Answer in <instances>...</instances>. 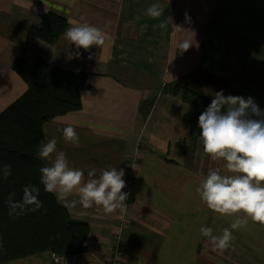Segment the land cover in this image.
Instances as JSON below:
<instances>
[{
    "label": "crops",
    "instance_id": "0c3cea01",
    "mask_svg": "<svg viewBox=\"0 0 264 264\" xmlns=\"http://www.w3.org/2000/svg\"><path fill=\"white\" fill-rule=\"evenodd\" d=\"M153 3L165 9L159 19L146 15ZM48 12L64 17L67 28L84 18L103 31L104 43L85 51L64 33L53 45L31 38L29 27ZM183 39L192 46L181 54L176 45ZM23 44L49 66L86 76L81 108L45 124L43 143L55 138L57 151L85 177L92 168L97 177L116 168L124 170L125 182L128 173L135 179L119 264H264V226L258 223L232 230L222 253L201 235L202 226L220 235L232 223V217L208 210L196 193L210 169L226 170L191 136L184 120L189 106L168 86L184 79L196 94L213 99L222 90L252 97L264 110V0H0V112L26 91L12 68ZM68 125L78 133L79 147L63 139ZM122 191L128 192L127 185ZM65 209L90 230L87 251L76 264H108L119 211L105 215L79 204ZM52 255L1 264H54Z\"/></svg>",
    "mask_w": 264,
    "mask_h": 264
},
{
    "label": "clouds",
    "instance_id": "9594fccd",
    "mask_svg": "<svg viewBox=\"0 0 264 264\" xmlns=\"http://www.w3.org/2000/svg\"><path fill=\"white\" fill-rule=\"evenodd\" d=\"M164 11L159 3H153L146 9V15L159 19ZM185 17L187 20V13ZM82 20L84 22L65 30L64 39L85 51L92 46H101L105 40L103 31L84 18ZM175 26L184 31L181 26ZM159 27L165 29L167 21H162ZM191 46L190 39H183L177 43L176 50L183 54ZM198 128L203 152L213 161H224L226 170V174H221L219 168L210 169L196 187L201 203L208 210L233 218L230 228L223 229L220 235H213L212 227L200 228L201 235L210 238L211 250L222 253L234 238L232 230L245 227L249 221L264 226V110L252 97L225 96L221 90L199 115ZM144 131L141 130V136ZM62 135L73 147H79V135L74 126L64 127ZM37 155L50 161L49 165L39 169L40 184L65 208H75L79 204L84 209L95 206L105 215L119 211L123 217L127 213L128 193L122 191L126 187L123 169H103L97 177L96 169L92 168L85 177L84 170L69 165L65 152L57 151L55 138L43 143ZM2 172L7 179L11 175V166L4 165ZM39 194L40 188L33 185L23 187L19 201L14 200L15 193H10L6 201L8 215L22 216L41 209L43 203ZM73 194L78 199H69Z\"/></svg>",
    "mask_w": 264,
    "mask_h": 264
},
{
    "label": "trees",
    "instance_id": "16d2710c",
    "mask_svg": "<svg viewBox=\"0 0 264 264\" xmlns=\"http://www.w3.org/2000/svg\"><path fill=\"white\" fill-rule=\"evenodd\" d=\"M66 28L64 17L48 12L38 24L29 27L28 34L53 45ZM32 49L23 44L12 66L26 91L0 112V264L44 252L83 254L90 231L86 223L71 218L54 194L44 191L39 171L43 164L37 155L44 139V125L81 108L80 92L86 85V76L51 67ZM168 86L188 104L184 120L191 136L200 138L198 117L212 99L194 93L184 79ZM6 164L11 166V175L4 179L2 169ZM27 185L40 188L38 198L43 207L22 216H9L8 195L15 193L14 200L19 201Z\"/></svg>",
    "mask_w": 264,
    "mask_h": 264
},
{
    "label": "built area",
    "instance_id": "2783aa9c",
    "mask_svg": "<svg viewBox=\"0 0 264 264\" xmlns=\"http://www.w3.org/2000/svg\"><path fill=\"white\" fill-rule=\"evenodd\" d=\"M126 180L130 185L133 181V176L131 173L126 175ZM128 193L127 201H125L127 208L129 202L132 199V195L130 192ZM127 218V213L121 217L120 216V224L119 227L112 233L111 236V257L109 259L108 264H119L120 260L123 257V237H122V228L125 224V220ZM53 262L54 264H76V256L75 255H58L53 254Z\"/></svg>",
    "mask_w": 264,
    "mask_h": 264
},
{
    "label": "rangeland",
    "instance_id": "374dc122",
    "mask_svg": "<svg viewBox=\"0 0 264 264\" xmlns=\"http://www.w3.org/2000/svg\"><path fill=\"white\" fill-rule=\"evenodd\" d=\"M132 174V173H131ZM133 176V175H132ZM126 179V178H125ZM134 181H135V179H134V177H133V181H132V183L129 185L128 184V182H127V180H126V185H127V188H128V192H130L131 193V195H132V189H133V187H134ZM132 200V199H131ZM130 203H131V201L129 202V205H130ZM129 205H128V208H129ZM127 219V218H126Z\"/></svg>",
    "mask_w": 264,
    "mask_h": 264
}]
</instances>
